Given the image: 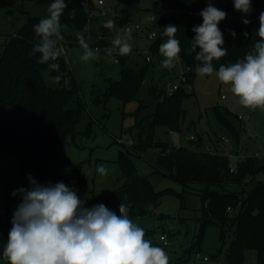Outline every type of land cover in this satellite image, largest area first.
<instances>
[{"label": "trees", "instance_id": "1", "mask_svg": "<svg viewBox=\"0 0 264 264\" xmlns=\"http://www.w3.org/2000/svg\"><path fill=\"white\" fill-rule=\"evenodd\" d=\"M65 2L68 7L61 16V22L72 28H85L94 8L91 0L89 6L84 0ZM232 2L233 0H161L160 5L155 2L158 20L154 28L157 29V36L151 40L148 51L160 54L159 46L167 40L163 35L164 27L170 24L177 26L175 38L180 41L179 56L188 67L183 75V83L193 85L196 66L200 62L195 60L196 53L192 51L195 36L192 28L203 22L199 13L209 3L218 9H228ZM252 4L257 9L255 13L264 10V0H252ZM72 10H75L76 15L70 19L69 13ZM40 19L42 18L30 17L5 44L0 54V150L16 152L20 165L19 172L3 181L1 186L5 211L0 214V256H3V247L12 227L13 214L22 202L20 194L17 192L14 196L13 192L30 188L29 175L41 184L64 182L78 188L84 185L82 164L68 165L65 150L68 138H74L82 132L76 129V124L82 119L85 103L64 57L54 61L60 65L59 72L51 71L54 76L60 75L61 83L56 87L46 84L43 70L53 61L40 64V54L32 53L34 45L39 41L34 26ZM246 19L250 21L247 25L241 18L227 22L223 20L218 25L223 33V47L227 49V54L220 60L213 61L215 70H219L221 64L228 66L242 60L259 39L256 36L259 18ZM119 21L121 25L132 22L124 18ZM231 32L236 33L235 37ZM244 33H248V36L245 37ZM106 42L105 39L101 40L103 44H107ZM115 55L122 64L121 77L118 80L110 79L104 99L112 96L123 102L136 99L153 67V60L147 61L145 58L144 65L131 66L126 64L127 55ZM68 78L70 86L64 84ZM148 93L153 111L129 130L138 131L135 146H125L118 153L117 160L125 182L95 196L93 206L103 204L110 209L114 204L120 206L123 203L132 218L148 214L153 206L160 203L162 191L156 189L148 175L138 172L133 155L157 149V154L148 157L157 170L180 181L184 186L192 183L205 185L204 189H198L203 202L198 243L210 225L220 227L223 244L227 231L233 229L234 238L227 249L225 264H243L244 251L251 247L258 250L259 264H264V179H256L259 172H264V158L258 155L245 156L231 170L230 154L198 148L203 143L201 135L197 139H190L196 147L176 146L167 141L156 140L155 128L159 125L172 132L181 129L185 118L183 99L190 94L183 85L171 94L166 89L149 85ZM70 102L73 105L70 106ZM144 106L141 102L138 110ZM216 112L218 119L236 134L234 124L220 107L216 108ZM89 129L90 126L87 127ZM181 198V206L184 207L182 194ZM235 210L237 212L233 214ZM142 228L146 239H150L154 246L164 249V246L153 240L152 231ZM181 262L178 259L170 264Z\"/></svg>", "mask_w": 264, "mask_h": 264}, {"label": "rangeland", "instance_id": "2", "mask_svg": "<svg viewBox=\"0 0 264 264\" xmlns=\"http://www.w3.org/2000/svg\"><path fill=\"white\" fill-rule=\"evenodd\" d=\"M160 1L102 0V3H99V0H91L94 8L88 25L83 29L69 27L60 19L62 39L59 42L66 48L65 59L68 69L85 103L82 119L76 124V129L82 132L74 138H68L65 150L68 165L82 164L84 185L78 188L63 183L85 200V207L91 208L95 196L115 189L125 182L117 157L121 148L135 146V135L138 131L129 130L137 121L153 111L151 96L148 93L149 85L166 89L168 81L178 80L190 94L183 99L185 118L181 129L172 132L167 127L159 125L155 128L156 140L167 141L176 146L196 147L190 141V136L194 135L197 139L201 135L203 143L197 146L200 150L228 153L234 167L238 160L248 155L264 158V109L252 110L240 105L239 98L231 93L230 85L219 81L216 75L218 70L215 69L212 75L202 76L196 72L193 85L183 83V75L188 70L186 64L180 58L172 69L162 67L164 57L148 51L152 41L143 38L142 32L130 33L129 43L132 51L126 59V64L131 66L144 65L147 54L153 60V67L148 72L137 98L127 102L113 96L104 99V92L110 79L118 80L121 77L122 64L114 62L116 53L112 56L107 53V49L113 47L111 41L118 34L123 36L126 32L121 30L123 25L120 24L119 19L140 21L145 32H149L154 29L158 20L154 3L160 5ZM52 2L54 0L0 1V54L5 44L30 17L46 18L47 9ZM84 2L88 4L89 0ZM228 9H224L228 20L259 18L260 13L264 12L259 10L257 13L254 12L255 14L253 12L244 14L238 11L229 14ZM149 15L153 16L152 20L148 19ZM109 19L114 21L112 29L104 27V23ZM79 35H83L85 42L96 52L94 59L87 62L81 60L84 49L79 44ZM103 39L107 44L101 43ZM43 77L49 86L56 87L61 83V79L59 81L54 79L55 76L49 67L43 70ZM64 84L70 86L69 78ZM141 102L145 106L139 111ZM69 105L73 103L70 102ZM217 107H220V110L232 121L237 130L236 134L218 119ZM88 126H90L89 130H87ZM125 135L130 138L127 139ZM121 138L123 142L120 141ZM157 153V149H152L143 154L133 155V159L138 172L148 175L156 189L162 191L160 203L153 206L148 214L135 218L129 215L130 219L152 231L153 240L164 246L169 264L178 259L182 260L180 264H225L227 249L234 238L233 229L227 231L223 244L220 227L210 225L201 242L198 243L201 227L200 209L203 204L198 189H204L205 185L192 183L190 186H184L180 181L160 172L148 159L150 155ZM100 165L106 168V174L97 172V167ZM19 169L17 153L0 150V214H4L5 211L1 197L2 182L16 175ZM256 179H264V172H259ZM181 194L184 198V207L181 206ZM109 210L120 215L117 204L112 205ZM236 212L233 211V214ZM161 235H165L167 244L160 239ZM204 256H209L210 260L205 261ZM0 264H7L3 256H0ZM243 264H259L256 248L245 249Z\"/></svg>", "mask_w": 264, "mask_h": 264}, {"label": "clouds", "instance_id": "3", "mask_svg": "<svg viewBox=\"0 0 264 264\" xmlns=\"http://www.w3.org/2000/svg\"><path fill=\"white\" fill-rule=\"evenodd\" d=\"M235 10L244 14L252 11V0H233ZM68 7L65 0H54L47 9L48 16L40 19L34 26L39 37L32 53L40 54L39 63L49 61L50 71L59 72L60 65L54 61L60 56L57 47L62 39L60 19ZM75 10L69 13L74 18ZM199 15L202 24L194 26L195 33L192 51L200 64L196 72L200 75H212L213 61L220 60L227 54L223 47L224 37L218 25L225 20L227 13L211 3ZM245 25L249 24L244 19ZM104 27L112 29L114 21L109 19ZM178 28L175 25L164 27L166 42L159 46V53L164 57L162 67L172 69L179 62L180 41L175 38ZM235 37L236 33H230ZM245 37L248 33H244ZM259 38L242 60L225 66L220 65L216 75L220 82L230 85V91L239 98L244 108L264 109V12L259 15ZM131 35L125 32L117 35L107 49L109 56L129 55L132 46ZM79 44L84 49L81 60L94 59V52L83 35L78 36ZM199 48V51H197ZM114 62L118 63L117 60ZM56 81L60 75L54 77ZM103 165L97 172L106 174ZM30 188L13 192L20 194L22 202L18 205L11 221L12 227L3 247V259L7 264H169V257L161 247L154 246L146 239L145 230L130 219L128 208L121 203L119 213L99 204L85 207L72 188L63 182L38 183L29 175Z\"/></svg>", "mask_w": 264, "mask_h": 264}, {"label": "built area", "instance_id": "4", "mask_svg": "<svg viewBox=\"0 0 264 264\" xmlns=\"http://www.w3.org/2000/svg\"><path fill=\"white\" fill-rule=\"evenodd\" d=\"M99 3H102V0H99ZM223 11H224V9H223ZM227 11H228L229 14H234V13L238 12L237 10H235L233 2L229 5V9ZM256 11H257L256 7L252 4V11L251 12L254 13ZM148 19L149 20H152L153 19V16L152 15H149L148 16ZM224 21L225 22L228 21V16H226V18H225ZM121 30L127 31L129 33H134V32L141 33L142 32V34H143L142 37L143 38H148L150 40H153L157 36V29L154 28L153 30H151L149 32H145L144 27H143V24L140 21L139 22H133L132 21V22H129L127 24H124L121 27ZM57 47H58V49L60 51V56L59 57H64L65 58V55H66V48H65V46L63 44H61L60 42H58ZM145 58H146L147 61H150L151 60V56L149 54H147ZM115 60L118 61V58H115ZM179 86H180V82L178 80L168 81L167 86H166V92L168 94H171L175 90H177L179 88ZM126 137H127V139L130 138V136H128V135ZM222 138L225 139V140H227V138H225V137H222ZM190 139H195V136L194 135H191L190 136ZM120 141L123 142V139L121 138ZM234 169H235V167L232 166L231 170H234ZM160 239L163 241L164 244H167L165 235H161L160 236ZM203 259L205 261H209L210 260V257L209 256H204Z\"/></svg>", "mask_w": 264, "mask_h": 264}]
</instances>
